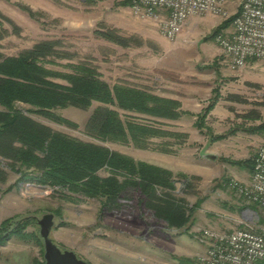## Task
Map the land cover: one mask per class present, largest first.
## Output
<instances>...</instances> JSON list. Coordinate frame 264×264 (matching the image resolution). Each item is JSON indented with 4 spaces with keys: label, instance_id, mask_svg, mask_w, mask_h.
<instances>
[{
    "label": "rangeland",
    "instance_id": "rangeland-1",
    "mask_svg": "<svg viewBox=\"0 0 264 264\" xmlns=\"http://www.w3.org/2000/svg\"><path fill=\"white\" fill-rule=\"evenodd\" d=\"M122 1L101 0L95 5H82L77 0H0V53L18 56L38 42L57 41L60 43L56 53L50 57L54 64H46L49 69L69 72L65 64L87 63L96 67L109 85L122 82L181 99L183 111L190 114L182 116L179 126L165 123L168 125L164 127L163 122L151 117L106 106L116 110L122 120L132 116L136 123L187 131L152 137L145 147L87 136L85 124L95 108L104 106L99 103H92L87 110H56L75 123L76 128L26 114L53 131L170 171L174 176L171 194L186 214L191 213L189 222L176 228L154 218L139 191L131 189L121 196L120 210L101 212L99 199L82 198L33 182L17 183L19 175L1 160L6 180L0 183V223L6 219H12V223L27 219L28 225L25 238L11 237L0 246V264H45L37 224L45 214L53 215L49 233L52 242L61 250L74 252L87 264H180L179 259L183 258L199 264L197 259L204 253L200 242L203 229L231 231L244 223L264 228V210L247 209L250 204L227 186L229 180L240 182L239 176L251 175V170L224 160L253 162L264 139L262 132L245 131L257 128L264 115V61L250 60L243 68L230 70L215 37H209L234 15L236 2L226 6L224 16L189 18L176 39L169 41L160 34L161 17L140 18L129 5H117ZM23 8L36 13L38 21L31 19ZM100 24L118 29L125 36H137L144 43L124 49L97 38L93 30ZM231 27L229 23L220 31L229 32ZM229 94L232 101L226 99ZM212 101L215 105L200 130L195 122ZM15 108L25 113L29 106L16 103ZM0 111H4L1 106ZM255 113L260 119L244 117ZM230 130L231 135L211 141ZM98 175L106 177L108 172L102 169ZM63 194L79 199L69 200ZM197 203L198 207L189 212Z\"/></svg>",
    "mask_w": 264,
    "mask_h": 264
},
{
    "label": "trees",
    "instance_id": "trees-1",
    "mask_svg": "<svg viewBox=\"0 0 264 264\" xmlns=\"http://www.w3.org/2000/svg\"><path fill=\"white\" fill-rule=\"evenodd\" d=\"M77 1L82 5H95L101 0ZM130 3L131 0H124L117 5L130 6ZM23 11L31 19L38 21L36 13L28 8H23ZM234 17L235 14L209 37L214 38L224 25L232 23ZM12 26L16 31L17 27ZM93 35L124 49L141 47L144 43L137 36H125L118 29L101 24L93 30ZM59 43L41 41L18 56L6 57L0 53V106L4 108V111H0V163L5 160L6 166L19 175L17 183L33 182L68 191L82 198L99 199L101 212L120 210L123 207L121 196L129 189L137 190L154 218L176 228L188 224L191 213L186 214L185 209L171 194L174 190V176L170 171L144 162H135L106 147L53 131L27 115L35 114L59 125L76 128L75 123L57 114L56 110L68 107L87 110L92 103H99L104 106L95 108L85 124L87 136L99 141L124 145L132 143L145 147L150 138L164 136L166 132L151 125L136 123L132 116L122 120L116 110L106 106L153 119L177 120L182 115L190 114L178 110L176 102L156 97L148 90L122 82L109 85L101 79L97 68L87 63L65 64L69 72L47 68L46 64H54L50 57L56 53ZM226 99L232 101V94L227 95ZM16 103L27 105L29 109L24 113L15 108ZM214 105L212 101L206 106L195 122L196 128L202 129L203 121ZM244 117L260 119L257 113ZM245 131L264 134V115L257 128ZM231 134L230 130L226 135L214 137L211 141ZM163 145L166 144H161ZM165 148L162 147L168 152ZM224 161L252 170L251 159L242 162ZM102 169L108 172L106 177L98 175ZM5 180L6 174L0 167V183ZM63 195L69 200L79 199ZM197 207L198 203L194 204L189 212ZM246 208L255 210L256 206L246 205ZM27 221L22 219L12 223V219H6L1 222L0 246L11 237L25 238ZM179 263L194 264V261L183 258L179 259Z\"/></svg>",
    "mask_w": 264,
    "mask_h": 264
},
{
    "label": "built area",
    "instance_id": "built-area-1",
    "mask_svg": "<svg viewBox=\"0 0 264 264\" xmlns=\"http://www.w3.org/2000/svg\"><path fill=\"white\" fill-rule=\"evenodd\" d=\"M234 1L232 30L214 39L229 69L238 70L250 60L264 61V0H131L130 8L140 18L161 17L160 34L173 41L189 18L224 16ZM227 186L247 204L264 210V139L255 152L249 182L229 180ZM200 242L204 253L199 264H264V228L252 223L231 231L203 229Z\"/></svg>",
    "mask_w": 264,
    "mask_h": 264
},
{
    "label": "water",
    "instance_id": "water-1",
    "mask_svg": "<svg viewBox=\"0 0 264 264\" xmlns=\"http://www.w3.org/2000/svg\"><path fill=\"white\" fill-rule=\"evenodd\" d=\"M210 157L214 158V156ZM37 224L39 226V236L43 241V259L45 264H87L82 259H79L74 252L59 249L49 238V233L53 226L52 214L43 215L37 220Z\"/></svg>",
    "mask_w": 264,
    "mask_h": 264
},
{
    "label": "crops",
    "instance_id": "crops-1",
    "mask_svg": "<svg viewBox=\"0 0 264 264\" xmlns=\"http://www.w3.org/2000/svg\"><path fill=\"white\" fill-rule=\"evenodd\" d=\"M140 89H142V88H140ZM149 92L152 93L151 91H149ZM152 94L155 95L156 97H159V98H163V99H166V100H171V101L176 102L178 104V106H179L178 107V110H182L183 111L184 103H183V101L181 99H179L177 97H172V96L169 97V96H163V95H160V94H154V93H152ZM182 116H184V115H182ZM182 116L180 118H178L177 120H168V119H156V120H158L160 122H163L164 123V127H167L166 125H168L170 123H171L172 126L173 125L179 126L181 124V122H182ZM165 123H168V124H165ZM159 126H160V128H158V129H160L162 131H165V132H175V133L176 132L177 133H186L187 132V131H185L183 129H176L175 131H173V130H170L168 128H163V125H159ZM259 139H261V136H260ZM230 143H233V142H230ZM211 159H213V158H211ZM249 173H250V171H249ZM239 178H240V182H242V183H248L249 180H250V175H248V176H246V175L239 176Z\"/></svg>",
    "mask_w": 264,
    "mask_h": 264
}]
</instances>
